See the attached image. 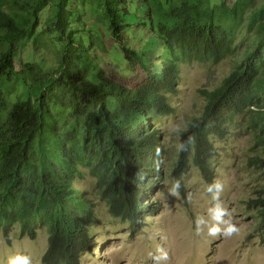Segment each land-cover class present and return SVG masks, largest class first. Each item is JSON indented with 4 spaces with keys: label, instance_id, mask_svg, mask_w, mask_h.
<instances>
[{
    "label": "trees",
    "instance_id": "1",
    "mask_svg": "<svg viewBox=\"0 0 264 264\" xmlns=\"http://www.w3.org/2000/svg\"><path fill=\"white\" fill-rule=\"evenodd\" d=\"M132 1L0 0V236L7 239L19 227L20 237L36 239L45 228L44 264H82L96 246L92 206L74 185L85 164L98 177L111 216L128 222L132 232L154 214L147 201L165 154L158 125L170 114L168 95L177 90L181 64L221 62L234 26L245 18L252 20L250 28L256 26L264 50V0L260 6L235 0L231 7H213L210 0H148L141 21L155 44L148 66L146 52L124 42L126 28L140 23ZM87 13L143 69L140 85L110 80L91 56L105 35L86 25ZM45 37L58 48L59 68L54 74L41 64H25L26 79L20 81L14 74L15 42L34 38L39 49ZM263 69L264 56L249 53L219 87L202 92L206 105L180 132L186 150L180 149L175 169L192 155L210 181L217 155L212 137L223 140L228 124L252 107L259 108L264 129ZM177 181L182 194L180 173ZM260 194L249 204L259 209L264 235V188Z\"/></svg>",
    "mask_w": 264,
    "mask_h": 264
},
{
    "label": "rangeland",
    "instance_id": "2",
    "mask_svg": "<svg viewBox=\"0 0 264 264\" xmlns=\"http://www.w3.org/2000/svg\"><path fill=\"white\" fill-rule=\"evenodd\" d=\"M148 0H133L132 12L140 23L133 22L124 32L126 46L139 52H146L148 66L151 52L155 47L149 39V26L141 25L149 8ZM222 0H210L215 7ZM235 0H223L231 7ZM257 6L262 0H256ZM44 18V15L42 16ZM97 16L87 13L86 25L105 35V42L91 51V56L99 62L110 80L137 87L145 80L143 69L131 62L123 47L115 42L104 25L98 23ZM146 20V19H145ZM252 20L245 18L239 26H234L230 50L219 63L210 60L183 63L179 67L177 90L168 95L170 114L161 118L158 125L162 135L165 154L154 189L148 197L154 214L146 217L143 224L133 232L128 222L111 216L103 199L98 177L89 165L81 167L82 177L74 185L80 188L84 199L92 206L93 221L90 225L95 248L83 257L82 264H155L153 256L158 248L168 253L163 264H264V235L262 234L259 209L250 205L258 201L264 188V129L260 125L259 108L252 107L228 124L223 140L212 137L211 143L217 150L212 159V179L207 181L203 171L194 165L192 155L182 167L175 169L180 151V132L187 129L189 122L201 116L206 105L203 91H212L244 60L247 54H261L260 37L256 26L250 28ZM43 45L36 49L34 38L15 42L14 74L20 81L26 79L25 64H41L46 72L54 73L59 68L58 48L45 37ZM249 51V52H246ZM260 78L264 81V69ZM15 89L16 83H11ZM10 96L13 101L16 93ZM183 172V173H182ZM180 173L183 193L173 195L171 189ZM213 182L223 186L220 193L222 205L230 213V218L239 228L231 237L222 234L210 235L208 226L198 230L196 220L203 217L211 224L208 211L214 205L207 187ZM178 191V190H177ZM250 203V204H249ZM48 231L38 230L36 239L20 237L19 227H15L7 239L0 236V264L16 255L28 256L32 264H44L43 256L48 248Z\"/></svg>",
    "mask_w": 264,
    "mask_h": 264
},
{
    "label": "clouds",
    "instance_id": "3",
    "mask_svg": "<svg viewBox=\"0 0 264 264\" xmlns=\"http://www.w3.org/2000/svg\"><path fill=\"white\" fill-rule=\"evenodd\" d=\"M180 149L186 150V146L182 144L180 145ZM179 187L180 184L179 181H177L171 189L173 195L178 194L177 190ZM222 190L223 186L219 182H213L207 187V192L211 194L212 200L215 202L213 207L208 211L211 224L208 225V221L203 217H198L196 220V226L198 230L201 229V226H208V232L210 235L222 234L225 237H231L239 232V228L232 222L230 213L222 205V202L219 199ZM152 258L155 264H163V262L168 259V253L163 248H158L157 253ZM8 264H32V261L28 256L16 255L8 260Z\"/></svg>",
    "mask_w": 264,
    "mask_h": 264
}]
</instances>
